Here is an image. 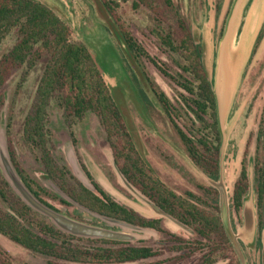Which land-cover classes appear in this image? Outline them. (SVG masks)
Returning <instances> with one entry per match:
<instances>
[{"label": "rangeland", "instance_id": "1", "mask_svg": "<svg viewBox=\"0 0 264 264\" xmlns=\"http://www.w3.org/2000/svg\"><path fill=\"white\" fill-rule=\"evenodd\" d=\"M34 1L54 10L70 27L72 39L86 44L91 50L102 69L105 83L121 111L126 128L139 154L154 175L178 195L188 191L199 197L201 196L200 187L204 183L214 188L210 184L211 181L207 180L188 160L178 137L144 80L145 76L151 78L172 105L179 107V94H184L183 91L173 81L163 77L151 62L153 60L165 63L170 75L177 79L178 74H182L173 56L163 49L154 34L156 25L170 22L173 11L164 7L162 0H148L139 4L138 8H133L132 5L140 3L139 0L127 2L112 0L118 4L117 8H113L112 16L106 13L100 0ZM172 3L179 8L182 16L191 26L194 41L201 45L203 67L208 79L212 81V86L220 47L231 22L233 27L229 37V48L243 49L224 121L220 125L222 147L219 157L220 183L226 192L230 226L235 235L243 229L244 213L243 207L238 215L232 211L230 198L233 185L239 175L240 163L243 159L246 161L248 192L243 202L247 203L251 200L253 205L254 236L251 242L237 238L242 263L234 249L233 252L227 250L219 251L214 255L210 254L212 245L209 248H198L195 242H206L189 227L182 230L164 218L154 217L135 194L120 182L117 175L119 168L96 115L87 112L80 119H64L62 109L53 98L47 108L46 128L50 134L49 149L54 161L58 165L66 166L75 181L88 189L93 190L86 172L90 175L92 182L118 204L133 209L145 219H160L163 232L137 227L128 229L99 220L73 204L59 190L57 185L46 176L38 152L27 143L23 134L24 121L34 107L36 87L48 61L47 57L36 61L34 65L12 69L2 87L0 160H8L12 165L8 154L9 142L20 168L46 191L59 197H42V200L56 209L59 214L87 226L109 229L131 237V240L117 245H102L81 238L78 244L82 246L147 247L157 254L153 258L134 264H200L204 257L212 260L216 258L214 264H235L236 262L264 264V213L263 230L260 236L261 247L258 248L255 244L257 213L253 175L256 132L259 124L264 121V35L253 56L250 57L257 33L264 22V0H172ZM82 12L83 15L79 14ZM119 28L129 31L150 57L141 58V68L136 66L124 47ZM15 41L14 33L10 34L0 44V55L9 51ZM124 64L128 69L127 75L124 73L126 70L123 67ZM131 71L137 76L138 87L150 99L153 105L152 110L146 111L138 102L129 84L128 76ZM178 124L181 123L178 122ZM0 171L3 179L6 180L1 165ZM61 201H65L68 205ZM0 208L8 210L1 201ZM43 217L52 225L48 217ZM34 232L37 233L35 230ZM173 247H183V250L175 251ZM14 261L25 264H77L27 251L0 236V264Z\"/></svg>", "mask_w": 264, "mask_h": 264}, {"label": "trees", "instance_id": "2", "mask_svg": "<svg viewBox=\"0 0 264 264\" xmlns=\"http://www.w3.org/2000/svg\"><path fill=\"white\" fill-rule=\"evenodd\" d=\"M100 1L106 13L112 16L113 8L118 7L116 1ZM147 1L139 0L140 3H133L132 6L138 8L139 4ZM162 5L173 12L170 22H167L169 24L156 25L154 34L163 49L173 56L182 74H178L177 79L170 75L165 63L151 62L163 77L173 81L183 91L184 94H179V107L172 105L151 78L145 76L144 80L178 137L188 160L205 178L217 182L221 134L212 81L208 79L202 63V48L194 41L191 26L172 0H162ZM79 14L83 15V12ZM12 33L16 36L14 45L0 55V112L3 106L2 87L11 70L34 65L36 61L47 57L48 61L36 87L34 107L24 121L23 134L27 143L38 152L46 176L61 192L75 205L98 216L132 227L163 232L160 219H145L134 210L118 204L93 183L86 172L93 190L88 189L75 181L66 166L54 161L49 149L50 134L46 128L47 108L53 98L62 109L64 119H80L87 112L96 115L122 176L164 213L189 227L206 242H195L198 248H209L212 245L210 254L213 255L219 251L233 252L220 219L217 190L204 183L200 187L199 197L188 191L178 195L154 175L139 154L91 50L86 44L72 39L70 27L54 10L34 0H0V44ZM119 35L136 66L141 68V58H150L145 49L129 31L119 28ZM263 35L264 22L255 38L250 57ZM123 67L126 74L128 69L125 64ZM128 77L141 107L146 111L152 110L150 99L138 87L135 73L131 71ZM8 154L17 176L27 190L42 204L57 212L42 197H59L46 191L20 168L9 142ZM253 163L257 213L255 244L260 248L264 213V121L257 128ZM247 192L248 174L243 159L230 198V208L236 215L241 212ZM0 201L8 209L5 211L0 208V236L27 251L77 264H134L157 255L147 247H85L78 244L81 238L60 232L43 216L26 206L10 189L1 171ZM61 202L68 205L65 201ZM85 240L102 245L121 244L101 239ZM173 250L180 251L183 247H173ZM215 259L204 257L200 264H214ZM3 264L25 263L14 261Z\"/></svg>", "mask_w": 264, "mask_h": 264}, {"label": "water", "instance_id": "3", "mask_svg": "<svg viewBox=\"0 0 264 264\" xmlns=\"http://www.w3.org/2000/svg\"><path fill=\"white\" fill-rule=\"evenodd\" d=\"M232 22L230 24V28L228 30L227 35L224 37L222 45L220 47L218 60L216 64V71H215V79L214 84L212 86L214 98H215V105H216V118L221 134V146H220V153L222 147V132H221V123L224 121L225 113L227 110V103L230 97L224 98L223 91H217L216 81L219 75L220 67L222 65V60L225 58V54L228 51L229 44H230V34L232 31ZM123 43V41H122ZM124 45V43H123ZM125 47V45H124ZM126 48V47H125ZM127 50V48H126ZM221 76V74H220ZM231 93V91H230ZM220 157V156H219ZM114 164V163H113ZM0 165L5 175L6 182L9 187L16 193V195L20 198V200L33 211L37 212L42 216H46L51 220L52 225L62 233L72 235L78 238H85V239H101V240H109V241H118V242H125L131 240V237L117 231H112L109 229H103L100 227L95 226H87L81 224L79 222L73 221L71 219L62 216L58 212L50 209L49 207L42 204L38 199H36L24 186V184L20 181L19 177L17 176L13 165H11L10 161L2 159L0 160ZM117 175L122 183V185L127 188L129 191L133 192L137 199L145 205L152 213L154 217L164 218L168 220L171 224L175 227L186 230V226L177 221L176 219L172 218L171 216L164 213L160 208H158L154 203L150 200L146 199L139 191H136L134 187L122 176L119 170H117ZM209 180V179H207ZM211 181V180H209ZM221 182V168L219 164V179L217 182L211 181L210 184L217 190L219 196V211H220V219L233 249L235 250L237 256L239 257L240 262L242 263V254L239 248V244L237 242V238L240 237L241 239L252 241L254 236V228H253V205L251 200L247 203L243 202V213H244V226L241 232L238 235H235L231 229L230 221H229V213H228V203H227V196L225 189ZM74 204V202L71 200ZM88 213L94 215L99 220L104 222L118 225L128 229H134V227L129 226L127 224L111 220L105 217L98 216L94 213L87 211Z\"/></svg>", "mask_w": 264, "mask_h": 264}, {"label": "bare ground", "instance_id": "4", "mask_svg": "<svg viewBox=\"0 0 264 264\" xmlns=\"http://www.w3.org/2000/svg\"><path fill=\"white\" fill-rule=\"evenodd\" d=\"M242 52V48H239L238 50H231L230 47L225 54V58L222 60V65L220 67L215 88L217 91H223L224 98L228 97L230 94L235 79L237 66L241 60Z\"/></svg>", "mask_w": 264, "mask_h": 264}, {"label": "crops", "instance_id": "5", "mask_svg": "<svg viewBox=\"0 0 264 264\" xmlns=\"http://www.w3.org/2000/svg\"><path fill=\"white\" fill-rule=\"evenodd\" d=\"M133 210V209H132Z\"/></svg>", "mask_w": 264, "mask_h": 264}, {"label": "flooded vegetation", "instance_id": "6", "mask_svg": "<svg viewBox=\"0 0 264 264\" xmlns=\"http://www.w3.org/2000/svg\"><path fill=\"white\" fill-rule=\"evenodd\" d=\"M153 220V219H152Z\"/></svg>", "mask_w": 264, "mask_h": 264}]
</instances>
